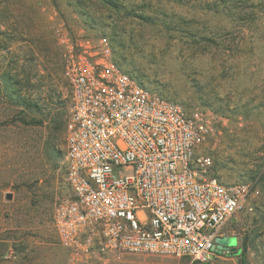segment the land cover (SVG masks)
Listing matches in <instances>:
<instances>
[{
  "label": "rangeland",
  "instance_id": "rangeland-1",
  "mask_svg": "<svg viewBox=\"0 0 264 264\" xmlns=\"http://www.w3.org/2000/svg\"><path fill=\"white\" fill-rule=\"evenodd\" d=\"M109 1L0 0V259L25 248L33 264H70L53 224L69 193L67 36L108 37L145 87L228 120L203 152L221 183H256V193L225 225L228 254L206 264H264V0ZM94 264L189 263L134 254Z\"/></svg>",
  "mask_w": 264,
  "mask_h": 264
},
{
  "label": "built area",
  "instance_id": "built-area-1",
  "mask_svg": "<svg viewBox=\"0 0 264 264\" xmlns=\"http://www.w3.org/2000/svg\"><path fill=\"white\" fill-rule=\"evenodd\" d=\"M71 106L69 193L53 224L70 264L151 254L206 264L217 240L251 208L256 183L225 185L203 150L226 119L140 84L116 63L111 40H60Z\"/></svg>",
  "mask_w": 264,
  "mask_h": 264
},
{
  "label": "crops",
  "instance_id": "crops-1",
  "mask_svg": "<svg viewBox=\"0 0 264 264\" xmlns=\"http://www.w3.org/2000/svg\"><path fill=\"white\" fill-rule=\"evenodd\" d=\"M23 244H25V240ZM14 249L15 248H9L8 253L0 259V264H33L29 251H26L25 248H23V251H17Z\"/></svg>",
  "mask_w": 264,
  "mask_h": 264
},
{
  "label": "water",
  "instance_id": "water-1",
  "mask_svg": "<svg viewBox=\"0 0 264 264\" xmlns=\"http://www.w3.org/2000/svg\"><path fill=\"white\" fill-rule=\"evenodd\" d=\"M7 200H12L13 196L11 194L7 195ZM233 240L231 238H220L217 240L216 251L221 252L223 250H229L231 248Z\"/></svg>",
  "mask_w": 264,
  "mask_h": 264
},
{
  "label": "trees",
  "instance_id": "trees-1",
  "mask_svg": "<svg viewBox=\"0 0 264 264\" xmlns=\"http://www.w3.org/2000/svg\"><path fill=\"white\" fill-rule=\"evenodd\" d=\"M104 3H107V4H109V5H112L113 3H111L109 0H102ZM113 46V45H112ZM116 60H117V58H116ZM132 76H133V74H132ZM133 77H135L136 79H137V81L140 83V84H142L143 85V83H142V81L139 79V77H137V76H133ZM145 86V85H144ZM245 263V260L243 259V264ZM195 264H199V263H195Z\"/></svg>",
  "mask_w": 264,
  "mask_h": 264
}]
</instances>
